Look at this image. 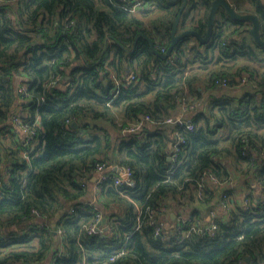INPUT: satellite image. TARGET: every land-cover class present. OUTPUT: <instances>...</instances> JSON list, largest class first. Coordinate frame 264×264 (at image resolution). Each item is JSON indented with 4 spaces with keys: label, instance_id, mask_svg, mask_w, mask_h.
Here are the masks:
<instances>
[{
    "label": "trees",
    "instance_id": "1",
    "mask_svg": "<svg viewBox=\"0 0 264 264\" xmlns=\"http://www.w3.org/2000/svg\"><path fill=\"white\" fill-rule=\"evenodd\" d=\"M115 1L0 0V186L6 191L0 264H42L51 254L52 264H264L260 200H235L231 210L217 213L214 234L203 236L159 238L146 216L150 208L161 221L172 212L195 222L204 215L188 209L192 203L210 210L226 200L231 207L225 185L237 172L250 173L264 189V47L247 22L223 10L207 43L187 36L162 58L143 36L135 40L145 33L167 51L180 3L144 0V9L129 12ZM212 2L189 0L180 28L206 34ZM231 2L258 15L264 40V0ZM128 74L136 80L129 83ZM224 78L230 87L250 88L236 98L211 94ZM21 84L28 95L19 92ZM182 100L206 106L193 112V129L177 124L185 142L174 164L162 122ZM15 115L39 116L36 156L27 158L30 147L12 132ZM138 123L140 129L122 135ZM103 162L130 167L136 184L103 181L97 201L85 203L82 180ZM205 173L220 182L207 181L199 198L197 180ZM34 210L50 228L27 223ZM98 212L108 220L106 236L86 232Z\"/></svg>",
    "mask_w": 264,
    "mask_h": 264
},
{
    "label": "built area",
    "instance_id": "2",
    "mask_svg": "<svg viewBox=\"0 0 264 264\" xmlns=\"http://www.w3.org/2000/svg\"><path fill=\"white\" fill-rule=\"evenodd\" d=\"M4 1V0H1ZM115 4L119 7H121L122 9L129 11V12H138L139 10L145 8V1L144 0H118L115 1ZM162 52H165L164 49H162ZM128 82H134L136 80V77L134 74H130L129 78H127ZM245 82V80H244ZM215 85L217 88L220 89H227L230 87L229 81L227 79H217L215 81ZM19 92L23 93L25 95L27 94V88L24 84H21L19 86ZM181 105L183 110H188V109H195L199 104L197 102H192L190 104H188L185 101H181ZM146 120H150L149 117H146ZM167 122H177L180 125H184L187 129L191 130L194 128L193 124L191 122H186L182 119H176L173 120L172 118H168L166 120ZM13 124H15V126L17 128H19L22 133H23V139H22V143L25 145V147H30V152L29 153H25V156L27 158H31L32 156H36L38 154V152L35 151L36 146L39 145L37 138H36V127L39 124V116L36 117V119H34L33 121H29V120H25L23 119L22 116L20 115H15L13 117ZM141 127V123H138L136 125H133L131 127H127L124 128L122 130V133L125 134L127 132H134L136 130H138ZM185 140L184 138L181 136V134L178 132V134H176V142L173 146V151H172V162L175 164L176 161L178 160L179 157V153L181 150V145L184 144ZM106 163H99L97 164L94 173L97 174L98 178L95 184V189L99 190V185L106 180H112L114 181V183L116 185H127L129 187H134L136 184V180L134 177V172L130 167H125L124 168V172L123 174L119 175V174H115L113 172H107L106 170ZM87 178H83L82 182H85L87 184ZM213 182L215 184H218L220 181L217 177H215L212 174L209 173H205L199 180H197V186H198V197L202 198V191L205 189L206 185L208 182ZM5 189H3V186H0V200H2L4 198L5 195ZM260 201L262 202V204L264 205V189L262 190V196ZM225 208L229 209L230 203H228V201L223 200L222 201ZM95 203V202H93ZM244 204L248 205L249 201L248 198L246 197L244 199ZM74 206L70 208V212H74ZM34 214V219H38L41 220L40 223L36 224L37 227H41V228H50L51 227V222L49 219H47V217L37 211L34 210L33 211ZM146 216L149 220V224L151 226H153L154 231H155V235L158 236L159 238L162 239H168L171 237H176V238H182V237H190L193 233L195 234H199L201 236L206 235V234H214V231L217 228V225L214 222V219L217 217V212L216 211H211L210 212V217L211 219H213L211 221L210 224H203L201 221L197 220L195 222L191 221L190 218L186 215V214H179L176 216V223L173 226L172 230L167 232L165 230V225H166V221L164 220H160V219H156L155 214L153 212V210H150V208L146 209ZM103 219V213L98 212L95 216V218L93 219L92 222H90L87 227H86V232L90 235H94V234H104L105 232H103V230L101 229V227L99 226V223L101 222V220ZM190 221V222H189ZM143 221L141 219V213L139 212V220H138V226L137 229H139L142 225ZM98 227L100 229H98ZM110 230V228H109ZM60 233L61 231L58 230ZM0 236L1 235V231H0ZM124 246L119 247L118 250L116 251L117 256L121 255L124 252ZM77 264H88L86 262V260L80 261Z\"/></svg>",
    "mask_w": 264,
    "mask_h": 264
},
{
    "label": "crops",
    "instance_id": "3",
    "mask_svg": "<svg viewBox=\"0 0 264 264\" xmlns=\"http://www.w3.org/2000/svg\"><path fill=\"white\" fill-rule=\"evenodd\" d=\"M228 1L230 3H232L231 0H228ZM171 2H175V3L179 2L180 3L179 5L182 4V1H171ZM188 2H189V0H188ZM243 4H247V3L245 1H243ZM187 6H188V4H187ZM179 8H180V6H179ZM223 10L224 9L221 8L219 10V12H222ZM239 12L246 13L243 10L239 11ZM247 25L249 26V28L251 27L250 23H247ZM181 31H183V30L180 28V25H179V32H181ZM66 73H67V75H66L65 78L68 79L69 78V76H68L69 75L68 74L69 71H66ZM129 76H130V74H128L126 77L129 78ZM59 86L61 88H65L66 87L64 83H62ZM249 88H250L249 86H244V85L233 86V87H229L227 89L217 88V89H215V91H211V94H214L216 96H220L221 94L225 93V94H227L230 97L236 98V97H239L242 94H244ZM206 96L208 97V95H206ZM206 100H208V99H206ZM182 101H184V100H182ZM193 102H197L199 104L195 109H188V110L184 111L183 108H182L181 102H180V104H178L177 109L172 110V112H171L172 115L167 117V118H172L173 120H176V119L180 118V119H182V120H184L186 122H191L193 112L197 111V110L204 109V107L206 106L205 103L203 101H201V100L200 101H193ZM190 103H192V102H188V104H190ZM142 120H145V118L141 119V121ZM166 120L164 122H162L163 123L162 127H163V133H164V135H165V137L167 139L168 147L171 150V155L168 156V161L172 162L173 146H174V144L176 142V134H178V131L176 130V126L179 123H177L175 121L167 122ZM10 123L13 125L12 132L15 133L16 138L17 139L22 138L23 137L22 131L19 128H17L15 126V124H13V122H10ZM141 127H142V124H141ZM15 131L17 132V134H16ZM222 133H223V131H222ZM226 133H227V131H224V134H226ZM122 135H123V133H122ZM225 137H226V135H224V138ZM0 140L3 141L4 137L0 136ZM224 143L225 144H230L228 141H226ZM225 161H226L228 166H229V164H232L231 158H227ZM106 166H107L106 167L107 172H113V173L119 174V175L123 174L124 168H125L122 164H120L118 162H108V163H106ZM240 172H242V171H240ZM97 178H98L97 174L93 173V175L89 179H86L87 180L88 194L84 197V202L85 203L96 202L97 201L96 200V194H97L98 190L95 189V184H96ZM223 184L224 183H222L221 185H223ZM225 186H227L231 190L232 204H231V207H229V209L225 208L223 202H221V201L219 203H217V206L214 205L215 206L214 208H210V210H208L209 208L204 207L203 205L199 204L198 202L192 203L190 205V207H188V209L198 207V209L202 211V214L204 216H203L202 219L199 218L198 220L201 221L203 224H208L212 220L211 217H210L211 210H214V211H216L219 214H223L227 210H231V208L233 206V202H235V200L240 202V203H243L244 199L247 197V198H251V199L253 198L254 200H258L259 201L261 199V196H262V190H263L262 185L259 183V181L253 175H251L248 172H245V173L237 172L234 176H232V178L230 180H228L226 182ZM210 197L212 198L211 194H210ZM214 197L216 198V195ZM172 204L175 205L174 203H172ZM172 214H175V213H172V212L170 213V216H171L170 220H168V219L166 220L165 219V221H166L165 230L167 232L171 231L173 226L176 223L175 222L176 221V217L175 218L172 217ZM103 218H106L104 216V214H103ZM40 222H41V220L33 219V220L28 221L27 223H29V224H38ZM29 224H27V225L30 226ZM102 227H104V226H102ZM57 232H58V234H60L59 231H57ZM57 232H56V234H57ZM22 233L24 234L25 231H22ZM52 259H53V255L51 254V255H49L48 258H46L42 262V264H52Z\"/></svg>",
    "mask_w": 264,
    "mask_h": 264
},
{
    "label": "water",
    "instance_id": "4",
    "mask_svg": "<svg viewBox=\"0 0 264 264\" xmlns=\"http://www.w3.org/2000/svg\"><path fill=\"white\" fill-rule=\"evenodd\" d=\"M170 1H182V4L180 5V8H179L177 15L175 17V20L173 22L172 30L170 33V37H171L170 45H169L167 51H165V52L159 51L155 47L154 41L152 40V38L149 37L145 33H140L136 37L135 45H136V42L138 40V37L143 36L150 43L151 48L154 50V52L158 56H160L162 58H169L171 56L176 44L181 39H183L187 36H192V37L196 38L201 43H207L212 37L217 13L221 8H223L225 10V12L232 19L237 20V21H241V22L250 23L251 27L249 28V31H250V34L252 35L254 41L259 46L264 47V40L261 37V21H260V18L258 17V15L254 14V13H241L228 0H213L211 10H210V14H209V18H208V29H207L206 34H204V35H202L201 33H199L196 30H191V29H186V30L179 32V24L181 21L182 13L184 12V10L187 7L188 0H170ZM143 118H144V116L141 115L140 119H143ZM73 125L77 126L78 124H77V122H73ZM172 217L175 218L176 215L172 214ZM99 226L101 227L103 232H105L104 235L106 236V233H108V231H109V225H108L107 218H103L101 220V222L99 223ZM102 226H104V227H102ZM98 229H100V228L98 227ZM23 264H32V263L24 262Z\"/></svg>",
    "mask_w": 264,
    "mask_h": 264
},
{
    "label": "rangeland",
    "instance_id": "5",
    "mask_svg": "<svg viewBox=\"0 0 264 264\" xmlns=\"http://www.w3.org/2000/svg\"><path fill=\"white\" fill-rule=\"evenodd\" d=\"M257 65H263V64L257 63ZM3 153H4V150H3ZM3 165H5V163Z\"/></svg>",
    "mask_w": 264,
    "mask_h": 264
}]
</instances>
